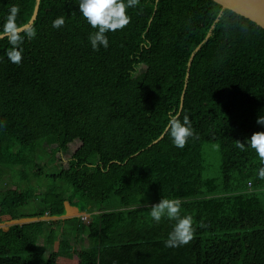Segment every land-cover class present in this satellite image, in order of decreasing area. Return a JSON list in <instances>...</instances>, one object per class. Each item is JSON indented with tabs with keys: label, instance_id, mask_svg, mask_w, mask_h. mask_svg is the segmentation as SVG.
<instances>
[{
	"label": "trees",
	"instance_id": "1",
	"mask_svg": "<svg viewBox=\"0 0 264 264\" xmlns=\"http://www.w3.org/2000/svg\"><path fill=\"white\" fill-rule=\"evenodd\" d=\"M77 3L40 0L20 65L0 40V224L61 217L65 202L88 217L0 229V264H264V161L236 146L264 131V30L223 10L185 85L219 5L140 0L93 51ZM13 4L18 25L30 20L35 0H0V29ZM58 16L65 26L54 29ZM177 113L196 133L183 149L163 131ZM207 143L216 177L204 176ZM162 198L192 215L188 245L164 246L174 222L149 215Z\"/></svg>",
	"mask_w": 264,
	"mask_h": 264
},
{
	"label": "clouds",
	"instance_id": "2",
	"mask_svg": "<svg viewBox=\"0 0 264 264\" xmlns=\"http://www.w3.org/2000/svg\"><path fill=\"white\" fill-rule=\"evenodd\" d=\"M139 3L140 0H78L79 15L93 29L88 37L93 51L109 47L107 33L124 30L131 22L128 10L135 8ZM19 13L20 7L18 4H13L9 7L5 22L2 25V29H0V40L6 38L11 46L7 50L6 56L15 65H20L22 62V45L25 37L28 40H33L37 35L35 28L17 24L16 20ZM65 22L64 16H58L52 21V28L61 29L65 26ZM148 46V41H144L142 47ZM2 123L0 121V126H2ZM256 123L264 127V116L259 117ZM163 131L164 134L170 136L172 145L179 149H183L189 140L196 135L190 118L185 115L183 120H181L179 113L170 114ZM236 146L242 151L246 147L250 148L261 161H264V131L253 133L246 143L236 142ZM257 175L259 179L264 180V167L258 170ZM85 215L88 216V214ZM149 215L151 220L157 225L162 220L174 222L172 230L164 241L165 247L179 248L188 245L193 240L196 233L194 220L192 215L182 214L180 200L162 198L159 203L150 207Z\"/></svg>",
	"mask_w": 264,
	"mask_h": 264
},
{
	"label": "water",
	"instance_id": "3",
	"mask_svg": "<svg viewBox=\"0 0 264 264\" xmlns=\"http://www.w3.org/2000/svg\"><path fill=\"white\" fill-rule=\"evenodd\" d=\"M212 2L216 3L217 5H219L221 7V11L219 12V14L217 15L216 19L214 20L212 26L210 27L206 37L204 38L203 42L196 47V49L193 51V53L190 55L189 60L187 62V68H186V75H185V85H186V80L188 78V71L189 68L191 66L192 60L194 58L195 53L199 50L200 46L202 44H204L209 37L211 36V32L214 29L215 24L218 22L219 18L222 15V11L223 10H228L231 11L232 13L250 21L251 23L255 24L256 26H258L260 29L264 30V0H211ZM39 2L40 0H35V4H34V8H33V12L31 15L30 20L28 21V23L26 24L28 27H31L33 22L36 19L37 13H38V8H39ZM184 85V88H185ZM182 99H183V95H181L180 98V108H179V112L181 111V105H182ZM161 138L158 139V141ZM59 218V217H58ZM58 218H52V219H58ZM60 219H65L64 215L62 217H60ZM22 221H25L22 220ZM32 220H29L27 223H31ZM24 222L22 223H13V224H9L7 223L9 226L12 225H22L25 224ZM8 226V227H9Z\"/></svg>",
	"mask_w": 264,
	"mask_h": 264
},
{
	"label": "rangeland",
	"instance_id": "4",
	"mask_svg": "<svg viewBox=\"0 0 264 264\" xmlns=\"http://www.w3.org/2000/svg\"><path fill=\"white\" fill-rule=\"evenodd\" d=\"M203 157H204V168H205V171H204V176L205 177H216L218 175V166H219V155H218V150H217V146L215 144H210V143H207V144H204L203 145ZM66 165L63 163V167H65ZM48 173H50V171H48ZM43 187L45 188V190H47V187H52L53 184L51 181H46L45 179H43ZM26 185L27 186H31V181L26 182ZM54 185L56 186H59L60 183H54ZM38 186H36L35 188H37ZM44 190V189H43ZM58 192L61 191V188H58L57 189ZM29 211H32L31 209ZM81 212H84V210H82ZM65 215V214H64ZM81 217H84V219L86 220L87 219V215H84V216H81ZM46 220V219H45ZM57 220H63V219H60V217L57 219ZM56 219H52V218H48L47 217V220L46 221H57ZM22 223V222H25V221H13L11 223ZM9 223V224H11ZM61 224V223H60ZM60 224H54L53 228H54V231L55 233H58L60 231V227H62L63 229H66V231L70 228V225L67 224L66 226H61ZM8 224H0V229H2L3 231H7V228H8ZM44 227H47V226H43L42 228ZM44 236H48V233H45ZM63 238V237H62ZM41 239H44V237H41ZM73 241L70 240V245H73ZM37 245H42V242L38 241L37 242ZM87 246V242H85L83 244V247H86ZM50 248L47 247V253L45 254V256L48 255V252H49ZM57 264H75V261H74V258L72 259H67V256L65 255H62V257H60L57 261Z\"/></svg>",
	"mask_w": 264,
	"mask_h": 264
},
{
	"label": "crops",
	"instance_id": "5",
	"mask_svg": "<svg viewBox=\"0 0 264 264\" xmlns=\"http://www.w3.org/2000/svg\"><path fill=\"white\" fill-rule=\"evenodd\" d=\"M64 218L65 219H63V220H70V219H73V218H78V217H81V216H84L85 214H87V213H85V212H80L77 208H75V207H72V206H70L69 204H68V202H65L64 203ZM62 217V216H61ZM47 220V217H42V218H38V219H30V220H32V222H48V221H46ZM57 220V219H56ZM22 221V220H21ZM29 220H26L25 219V222H28ZM24 222V223H25ZM31 222V223H32ZM9 223H11V222H9ZM16 223V222H15ZM4 224H7V223H4ZM11 224H13V223H11ZM26 224V223H25ZM10 227V226H9ZM8 229V228H7Z\"/></svg>",
	"mask_w": 264,
	"mask_h": 264
}]
</instances>
